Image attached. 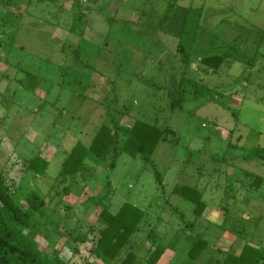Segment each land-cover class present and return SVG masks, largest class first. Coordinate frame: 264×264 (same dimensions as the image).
I'll return each instance as SVG.
<instances>
[{
	"label": "rangeland",
	"instance_id": "rangeland-1",
	"mask_svg": "<svg viewBox=\"0 0 264 264\" xmlns=\"http://www.w3.org/2000/svg\"><path fill=\"white\" fill-rule=\"evenodd\" d=\"M28 1L14 8L0 0V25H8L0 29V172L10 192L21 185L50 200L40 248L61 251L69 264H102L90 243L74 252L72 238L98 228L107 203L113 215L124 203L144 213L133 246L142 259L153 242L165 246L157 264H225L226 252L244 243L264 247V182L255 190L245 176L264 179V164L242 159L264 148V0H80L76 8L65 0ZM228 49L240 61L199 72L200 56ZM181 50L192 53L187 76L210 91L171 109ZM107 111H126L129 124L136 118L168 127L171 142L158 144L155 168L126 153L113 170L88 157L70 193L61 195L54 179L65 154L91 141ZM37 155L48 161L39 178L27 171ZM176 186L203 192L201 218L172 192ZM197 234L208 247L189 260Z\"/></svg>",
	"mask_w": 264,
	"mask_h": 264
},
{
	"label": "trees",
	"instance_id": "trees-1",
	"mask_svg": "<svg viewBox=\"0 0 264 264\" xmlns=\"http://www.w3.org/2000/svg\"><path fill=\"white\" fill-rule=\"evenodd\" d=\"M34 1L38 4L45 2V0ZM65 1L71 2L72 8L81 6L80 0ZM7 2L9 6L15 8L20 0H7ZM29 2L30 0L27 3ZM168 15L166 10L163 13V21L168 18ZM80 19L82 17L78 15L73 17L70 32L75 33V24ZM110 22L111 19H108L107 23ZM4 27H8V25H0L3 33L5 32ZM16 33L17 30H14V33L11 34L9 47L14 43ZM77 52L78 50L74 49L76 56ZM232 52L228 49L219 53L202 55L198 60L199 66L212 73L218 72L223 67L228 68L236 61H240L235 60L234 52ZM180 57L183 66L181 73H179L176 97L170 102L171 109L181 108L189 95L192 99L198 100L204 98L210 91L204 84L186 74V71L193 64L191 51L187 53L181 50ZM115 115L111 111H107L104 122L98 127L91 141L88 144L78 141L65 154L60 170L54 179V184L57 183L62 186L61 195L70 193V187L78 175L86 169L88 157L106 162V167L113 170L118 158L126 153L130 156H140L146 164L155 168L152 156L160 142H171L169 135L173 134L172 130L168 127L163 129L136 118H132L130 124L126 123L125 118L130 116L126 111H117ZM237 140L239 141L240 138ZM230 145L232 144L229 143V148L235 147ZM242 159L243 161L257 160L264 164V148L255 147L244 154ZM47 167L48 161L37 155L28 161L27 171L39 178L45 174ZM156 176L161 184L159 174ZM245 176L252 178L250 187L255 190H259L264 182L261 176L251 173H245ZM172 192L194 205L195 219L202 217L207 208V204L203 201L202 191L200 192L196 187L176 186ZM49 202L50 200L47 201L46 197L40 195L39 191L21 185L10 192L0 172V264H69L61 258V251L53 250L49 253L45 248H40L36 240L52 214V211L49 210ZM108 209L109 203L103 204L101 207L97 217L98 228L95 227L94 229L90 225L88 232L72 238L76 244L73 251L78 252L79 245L90 243L92 244L90 255L102 264H142L143 262L157 264L166 251L165 246L155 245L153 242L151 244L153 248L144 251L143 259L139 256L142 250L133 246L144 213L128 203H124L114 215ZM224 216L222 226H227L225 212ZM95 232L98 235H95ZM236 233L239 234L240 232ZM89 235L94 238L89 239ZM238 236L236 235V238ZM151 237L153 238L152 231L148 235V238ZM190 241L187 252L188 258L189 260H196L206 250L208 243L200 234L192 236ZM239 249L237 253L226 252L225 264L264 262V247L244 243Z\"/></svg>",
	"mask_w": 264,
	"mask_h": 264
},
{
	"label": "crops",
	"instance_id": "crops-1",
	"mask_svg": "<svg viewBox=\"0 0 264 264\" xmlns=\"http://www.w3.org/2000/svg\"><path fill=\"white\" fill-rule=\"evenodd\" d=\"M254 66V65H253ZM222 69V68H221ZM220 69V70H221ZM198 70H199V72H201L203 75H206V74H208V73H210V72H207L205 69H203L202 67H200V66H198ZM207 209V208H206ZM206 209H205V211H206Z\"/></svg>",
	"mask_w": 264,
	"mask_h": 264
},
{
	"label": "built area",
	"instance_id": "built-area-1",
	"mask_svg": "<svg viewBox=\"0 0 264 264\" xmlns=\"http://www.w3.org/2000/svg\"><path fill=\"white\" fill-rule=\"evenodd\" d=\"M82 1H89V0H82ZM256 264H264V262H258Z\"/></svg>",
	"mask_w": 264,
	"mask_h": 264
}]
</instances>
